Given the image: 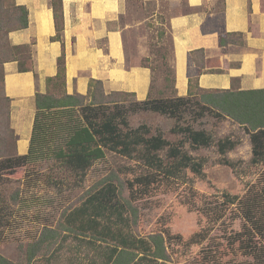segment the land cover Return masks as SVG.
<instances>
[{"label": "rangeland", "instance_id": "rangeland-1", "mask_svg": "<svg viewBox=\"0 0 264 264\" xmlns=\"http://www.w3.org/2000/svg\"><path fill=\"white\" fill-rule=\"evenodd\" d=\"M144 2L127 0L126 13L121 19V25L128 26L124 32L127 58L131 63H142L153 70L152 96L155 90L161 91V96L151 100L172 99L169 97L173 77L171 41L164 19L182 10L167 4L162 5L161 14L155 15L153 5ZM197 99L198 96L191 98L173 117L134 106L136 100L131 95H98L97 103L117 101L125 109L122 117L126 125L119 124L123 132L129 129L148 137L160 135L171 146L184 141L181 133L184 128L210 134L212 145L207 148L194 150L189 143H183L187 155L203 162L202 175L188 169L176 177L167 175L165 170L171 163L167 149L157 152L156 156L165 167L160 178L156 177L160 169L148 168L138 153L128 158L107 152L84 175L65 169L54 159L34 161L11 176L0 177V216L3 217L0 255L13 263L27 264L29 239L65 237L67 241L59 258L62 264H102L105 259L99 253L108 252L106 243H79L76 240L79 237L65 229L63 218L81 206L89 195L112 184L118 201L125 206L126 231L147 241L152 235L163 237L168 261L158 260L157 264L257 263L233 244L242 219L236 205H230L223 195L240 196L246 186L258 185L264 167L251 165V145L244 130L228 119L216 118L213 113L201 110L193 102ZM85 103L91 102L88 99ZM111 105H108L110 112L114 110ZM224 138L238 145L222 157L215 143ZM222 158L238 162L236 170L222 165ZM146 175L151 176L152 182L144 187L138 180ZM195 234L200 236L193 243ZM85 238L96 239L88 233ZM73 248H82L80 255Z\"/></svg>", "mask_w": 264, "mask_h": 264}, {"label": "trees", "instance_id": "trees-1", "mask_svg": "<svg viewBox=\"0 0 264 264\" xmlns=\"http://www.w3.org/2000/svg\"><path fill=\"white\" fill-rule=\"evenodd\" d=\"M53 11L55 36L53 40L61 41L63 31V14L61 0H48ZM223 1H219L222 9ZM9 4L17 17V23L7 27L3 36L14 29L27 26V11L23 7L14 6L13 0H0V11ZM2 27L0 26V39ZM241 38L240 34H226L218 37L219 45L230 42L229 38ZM19 54L18 70L31 71L30 46L14 47ZM11 49V50H12ZM202 51L191 53L190 60L199 64L198 56ZM190 61V63H191ZM188 69V95L185 98L168 100L136 101L134 106L169 116H176L178 110L190 99L201 106V110L214 115L216 118L228 119L241 127L248 135L251 145L250 163L254 167H264V90L253 91H202L198 87V75L203 71ZM151 69V68H150ZM173 70V69H172ZM212 72V70H205ZM151 72L153 70L151 69ZM36 77V75H35ZM173 81V80H172ZM3 70L0 62V177H8L29 164L40 159H54L56 163L77 175H84L92 165L105 158L107 152L132 158L137 153L148 168L160 169L156 172L159 177L165 169L156 157L157 152L167 149V156L171 160L165 170L170 177L179 176L184 170H190L195 175H202L203 162L195 160L183 151V143H189L194 150L207 148L212 145V137L204 130H190L184 128L181 133L184 141L177 146L170 145L160 135L145 136L137 130L123 132L119 124H125L122 117V106L117 101L104 104L97 103L98 95H132L126 93L104 94L101 82L91 80L86 96L67 95L65 85V61L62 53L57 59V73L53 78H47L45 94H35V116L30 137L29 151L25 155H17L15 143L16 135L9 124L8 99L2 93ZM152 87V86H151ZM91 103L86 104L87 100ZM192 102V101H191ZM113 106V111L108 105ZM238 143L229 138L219 139L216 151L222 157L233 151ZM141 149V150H140ZM220 163L236 170L238 162L222 158ZM258 185L246 186L245 192L238 196L223 195L230 205H236L238 216L242 219L241 229L235 234L233 244L246 256L252 258L255 264H264V168L260 173ZM165 178V175L162 176ZM139 183L146 187L152 182L151 176H141ZM116 188L107 184L99 191L89 195L81 206L69 211L63 218L65 229L75 233L77 237L85 238L88 233L95 240L106 243L108 252H102L103 264H149L168 261V254L163 247V237L152 235L149 241L135 238L126 231L125 206L117 199ZM6 209V208H5ZM4 209V210H5ZM0 216V223H2ZM195 234L192 238L193 243ZM52 238L53 236H45ZM151 243V245H150ZM0 264H16L0 255Z\"/></svg>", "mask_w": 264, "mask_h": 264}, {"label": "crops", "instance_id": "crops-1", "mask_svg": "<svg viewBox=\"0 0 264 264\" xmlns=\"http://www.w3.org/2000/svg\"><path fill=\"white\" fill-rule=\"evenodd\" d=\"M143 1L153 5L155 15L161 14L162 5L167 4L182 10L164 19L172 53L173 81L169 97H186L188 69L197 73L202 65L203 72L198 75V87L202 91L264 90V0H224L222 9H219L220 0ZM13 3L27 11V26L3 36L7 27L17 23L12 6H3L0 62L2 93L9 101V124L17 138V155L29 151L35 94L46 93V79L56 75L57 59L62 53L67 95L86 96L89 82L94 80L101 82L106 95L132 94L139 102L161 96L159 90L152 96L150 67L131 63L127 58L124 32L128 26L121 25L127 0H61V41L53 40L55 23L48 0H13ZM236 33L241 35L240 39L230 37V42L219 45V36ZM22 46H30L31 71L18 70L19 54L12 48ZM195 51H202L198 65L190 60ZM209 69L212 72L205 71ZM76 240L99 244L90 238ZM66 241L65 237L29 239L27 264H62L59 258ZM81 249L73 248L77 255Z\"/></svg>", "mask_w": 264, "mask_h": 264}]
</instances>
